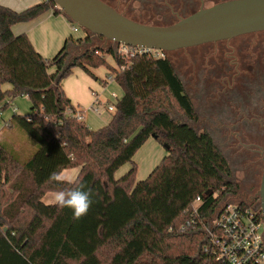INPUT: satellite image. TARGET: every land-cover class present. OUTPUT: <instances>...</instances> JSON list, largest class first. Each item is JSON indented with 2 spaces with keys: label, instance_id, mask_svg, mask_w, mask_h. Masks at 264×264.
Wrapping results in <instances>:
<instances>
[{
  "label": "trees",
  "instance_id": "trees-1",
  "mask_svg": "<svg viewBox=\"0 0 264 264\" xmlns=\"http://www.w3.org/2000/svg\"><path fill=\"white\" fill-rule=\"evenodd\" d=\"M50 9L64 14L52 0L21 10L0 4V112L13 98L26 96L29 113H14L4 125L35 142L25 157L32 150L26 141L24 151L0 140V264H226L201 250L202 229L179 230L196 196L203 199L199 217L205 220L215 202L209 193L232 192L235 186L209 132L177 117L193 120L194 104L167 53L135 55L127 62L112 48L94 46L67 59L65 43L44 58L12 26ZM83 31L77 42L87 45L90 33ZM73 66L94 79L91 69L105 66L123 91L108 123L97 129L74 116L60 86ZM149 137L166 153L137 180L132 158ZM126 163L128 169L115 177ZM73 167L82 169L93 201L80 219L72 209L42 200L65 187L51 182L50 173Z\"/></svg>",
  "mask_w": 264,
  "mask_h": 264
},
{
  "label": "flooded vegetation",
  "instance_id": "flooded-vegetation-1",
  "mask_svg": "<svg viewBox=\"0 0 264 264\" xmlns=\"http://www.w3.org/2000/svg\"><path fill=\"white\" fill-rule=\"evenodd\" d=\"M101 1L133 21L169 25L226 0H138L139 10L133 6L137 0ZM178 50H190L185 57L180 56L176 73L187 94L184 77L189 71L193 76L194 94L188 96L195 118L177 117L209 132L229 164L231 182L238 188L233 199L259 202L257 192L264 169V30L166 53ZM239 173H243L242 179Z\"/></svg>",
  "mask_w": 264,
  "mask_h": 264
},
{
  "label": "water",
  "instance_id": "water-1",
  "mask_svg": "<svg viewBox=\"0 0 264 264\" xmlns=\"http://www.w3.org/2000/svg\"><path fill=\"white\" fill-rule=\"evenodd\" d=\"M74 24L106 41L173 51L264 30V0H226L169 25L133 21L101 0H52ZM264 218V169L257 192Z\"/></svg>",
  "mask_w": 264,
  "mask_h": 264
},
{
  "label": "crops",
  "instance_id": "crops-1",
  "mask_svg": "<svg viewBox=\"0 0 264 264\" xmlns=\"http://www.w3.org/2000/svg\"><path fill=\"white\" fill-rule=\"evenodd\" d=\"M40 1L41 0H0V4L8 6L14 10H21L31 5H34ZM73 25L74 23L70 21V19L65 14L55 13L52 9H50L31 21L14 24L12 26V32L13 34H21V33L26 34L34 49L38 53H40L44 58L47 59L55 56L66 43V49L64 53L68 52L67 59H69L70 56L74 57L75 54L82 51L83 49H81V47L85 45L83 43L77 42V40L85 36V32L83 30H78L76 32L73 31ZM107 63L111 65L113 68H116V63L114 62V58H112L109 61L107 60ZM91 70L97 79H94L91 76H88V74H86L85 72H83L84 76L82 77L76 76L74 79H72L71 77H67L62 79L60 82V86L63 89L65 95L69 98L71 105H73L78 110L82 111V115H83L82 120L84 122L87 113L90 112L91 114L93 112L92 107L96 99L100 100V94L101 93L103 94L105 87L111 88L110 96H113L115 97L116 100H118L117 90H116L117 88L113 86L114 83L116 82L113 77L108 80V77L111 76V74L109 73V69L107 68L105 69L106 72L103 77L98 75L93 69ZM48 71L50 73L54 72L55 71L54 66L50 67ZM3 87L8 88L9 85L4 84ZM25 97L26 96H22V98H15L10 100L9 107L6 108L7 110L4 113L3 111L0 112L1 118L3 120L8 121L10 117L14 113H16L15 107L11 108L12 112L10 111V107L12 106L11 103L14 100L17 105V108L19 110L21 108L22 112H24L23 114L27 115L29 113L28 107L30 110V101L27 97L26 98ZM93 114L94 113H92V115ZM110 118L111 117H109L105 122L99 125H96L97 124V122L95 121L96 118L95 119L90 118L89 121L90 123L87 121L86 123L89 127L93 126L92 129H97L99 128V126L101 127L107 124ZM6 129H8V133L4 135L5 133L4 126H2V124L0 123V140H4L8 142L13 146L14 149L17 150L18 146L16 145H18V143L16 142V138L18 137L13 136V133H11V131L16 130V128L6 127ZM148 139L146 141H148ZM155 143L157 142L155 141L151 144V150L147 153V157L144 159L145 162L143 161L144 164L142 163V166L147 172H150L166 153L165 149L162 152V148L160 147V145L158 143H157L158 145H156ZM136 164H137V172H138L139 165L138 163ZM116 174L117 173H115V177H119L122 173L119 175ZM136 179L140 180L139 177L137 178V173H136ZM47 193L42 198L44 202H45L44 198L46 197Z\"/></svg>",
  "mask_w": 264,
  "mask_h": 264
},
{
  "label": "built area",
  "instance_id": "built-area-1",
  "mask_svg": "<svg viewBox=\"0 0 264 264\" xmlns=\"http://www.w3.org/2000/svg\"><path fill=\"white\" fill-rule=\"evenodd\" d=\"M78 30L83 29L74 24L73 31ZM115 54L127 62L135 55L156 58L163 56L162 51L157 49L124 44L117 45ZM112 77L114 78V74L109 76L108 80ZM115 103L107 104L106 109L113 112ZM100 104L101 100L96 99L92 110L98 113ZM73 111L77 119H83L81 110L75 108ZM209 194L215 202L207 219L199 217V207L203 204V199L198 195L190 209L184 210L187 218L179 230L186 232L195 227L202 229L204 237L200 245L201 250L216 260L226 264H264V218L259 205L256 203L257 207H253L233 201L231 192L221 193L216 190Z\"/></svg>",
  "mask_w": 264,
  "mask_h": 264
},
{
  "label": "rangeland",
  "instance_id": "rangeland-1",
  "mask_svg": "<svg viewBox=\"0 0 264 264\" xmlns=\"http://www.w3.org/2000/svg\"><path fill=\"white\" fill-rule=\"evenodd\" d=\"M94 46L103 47L105 49L112 48L113 50H116V47H117V45L114 42L106 41L103 38H99L96 35L90 34V42L87 45H83V47H81V49L92 48ZM189 53H190V50L189 51H186V50H178V51H175V52H172V53H167V57L172 62L173 67H174V69H175L176 72H177V68L180 65L179 64L180 63L179 62L180 56H184L185 57V54H189ZM112 58H113V56L111 54H106V59L108 61L111 60ZM114 62H115V60H114ZM183 66H185V64ZM105 69H106L105 66H99L97 68H93V70L98 75H100L101 77H103L105 75V72H106ZM83 72H84V70L81 69L80 67L73 66L72 69H71V73L69 75H67L66 77H64V78L71 77L72 79H74L76 76H81L82 77V76H84V73ZM109 73L111 75H113L112 72L109 71ZM189 73H190V71H189ZM189 73L187 74L186 77H184V84L186 86V89H187L188 94L191 95V97H193V94H194V79L193 78L190 79L193 76L191 74H189ZM88 76H90V75H88ZM182 76H184V74ZM113 86H115L117 88L116 89L117 90V96H118V99H119L121 97V94H122V89L116 83H114ZM110 89L111 88H109V87H105L104 88V91H103V94L102 93H101L102 95L100 94V100H101V104L99 105V110L100 111L98 113H96V112L93 111L92 112V113H94L93 115H92V113L90 114V112L87 113L86 118H85V124L86 125H87L86 121L89 122L90 121V118L91 119H95L96 118V120H95L97 122L96 125H99V124H102L103 122H105L109 117H111L112 112L111 111H108L106 109V106H107V104H113V103H115L116 99H115V97L110 96V94H111V90ZM15 98H22V96H18V97H15ZM15 98H13V99H15ZM11 105H12L10 107V111L11 112H12L11 108L12 107H15V109H16L15 112L17 114L24 115L23 114L24 112H22V109L20 108V110H19L17 108V105L15 103V100L11 103ZM84 108H86V107H84ZM6 110L7 109H4L3 110V113ZM28 111H29V107H28ZM5 121L6 120H3L1 118V116H0V123L2 124V126H4V130H5L4 131L5 132L4 135L6 133H8V129H6V127L4 125L5 124L4 123ZM90 127L92 128L93 126H90ZM15 128H16V130H12L11 133H13V136H17L19 139H21L19 142H17L18 145H16V146H18L17 147L18 150H20V147L22 148V146H23V150L26 151L25 150L26 147H24L25 146V143L22 141L23 139H24V141H26L28 143V146L31 147V149H32V150H29V153L25 156V157H28L34 151V149H35V142L24 131H22L21 129H19L17 127H15ZM197 129H200V128H197ZM16 141H17V138H16ZM153 142H155L154 139L150 137L148 139V141H146L137 150V152L134 154V156L132 158L134 160V162L138 163V165H139L138 172H137V178L139 177L140 179H143V178H145L148 175L147 173H149V172H147L144 169V167L142 166V163L144 164V162H145L144 159L147 157V153L151 150V144ZM155 144L158 145L157 143H155ZM160 147L162 148V152H163V150H164L163 146L160 145ZM19 152H21V151H19ZM21 159H23V158H21ZM128 167H129V163L124 164L123 166H121L116 171V173H117L116 175H119L121 173L123 174L128 169ZM233 191L231 192L232 193V199L234 197L235 192H238V188L237 187H234V190ZM44 200L46 202V199L45 198H44ZM233 201H235V198L233 199ZM245 203L248 204V205H251L253 207H257L256 203L258 204L259 202H245Z\"/></svg>",
  "mask_w": 264,
  "mask_h": 264
},
{
  "label": "clouds",
  "instance_id": "clouds-1",
  "mask_svg": "<svg viewBox=\"0 0 264 264\" xmlns=\"http://www.w3.org/2000/svg\"><path fill=\"white\" fill-rule=\"evenodd\" d=\"M133 6L139 10L138 0ZM81 171V168L73 167L50 173L51 182L57 185H65V187L52 190L45 197L49 205L72 209L74 219L85 216L93 203L90 190H85ZM238 176L242 179L243 173H239Z\"/></svg>",
  "mask_w": 264,
  "mask_h": 264
}]
</instances>
